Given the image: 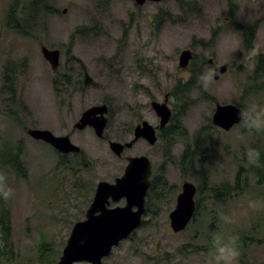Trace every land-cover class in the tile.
<instances>
[{"label": "rangeland", "instance_id": "1", "mask_svg": "<svg viewBox=\"0 0 264 264\" xmlns=\"http://www.w3.org/2000/svg\"><path fill=\"white\" fill-rule=\"evenodd\" d=\"M12 1L0 0V170L6 172L13 189V196L3 200L8 235L7 256L0 257V264H39L40 252L44 260L57 264L73 225L85 219L96 184L114 183L123 174L126 158L137 156L147 157L151 178L154 173L160 184L165 183L158 191L161 200L150 205L141 226L113 248L102 264H207L212 241L201 239V216L195 226L187 225L179 233L171 231L168 218L181 184L192 183L197 193L204 176L196 170L194 179L183 177L163 157L164 146L158 139L153 146L138 139L120 158L108 148L109 141H132L133 130L141 122L159 125L151 102L165 103L171 115L176 112L174 126L183 127L188 136L201 132L213 140L212 153L211 147L202 150L205 160L212 161L206 165L210 184L232 182L240 172L244 191L223 202L213 228L217 233L223 229V234L244 232L261 239L251 242L245 252L251 264H264V194L254 186L246 156L249 148L264 153V135L247 132L239 124L228 131L212 124L216 105L239 109L264 105V91L247 95L242 89L255 56L264 49V0H234L233 7L227 0H186L187 6L177 0L142 6L134 0H44L48 10L41 7L26 19L18 8L24 34L6 27L7 5ZM19 1L22 6L27 0ZM256 21L259 27L246 51L233 23L247 27ZM41 47L60 51L58 72L79 68L80 83L70 82L66 92L54 90L56 69L45 62ZM186 49L197 57L200 74L211 72V79L189 90L179 106L171 93L192 72L191 61L187 67L178 65ZM8 62L15 64L12 93L2 81ZM81 65L91 79L85 86ZM222 65L226 72L214 80V67ZM96 105L107 110L103 138L96 137L91 127H74L82 113ZM28 129L67 136L85 155L88 167L83 169L70 154L59 157L48 145L31 139ZM185 147V142L174 141L169 152L176 159ZM11 155L18 156L19 172L3 163ZM250 202L258 207H249ZM123 205L121 199L110 203V208ZM222 214L232 223L222 224Z\"/></svg>", "mask_w": 264, "mask_h": 264}, {"label": "water", "instance_id": "2", "mask_svg": "<svg viewBox=\"0 0 264 264\" xmlns=\"http://www.w3.org/2000/svg\"><path fill=\"white\" fill-rule=\"evenodd\" d=\"M160 1L162 0H134L137 6ZM41 53L51 69L55 70L59 64V51L41 47ZM191 58L190 50L181 51L179 67H187ZM81 70L82 84L85 86L91 82V79L83 65H81ZM225 71L224 65L215 67L213 79L217 80ZM150 106L159 118V129H163L170 120V110L165 103L151 102ZM239 110L236 106L216 105L212 115V124L228 131L239 124ZM106 112L104 105L93 106L82 113L74 127L79 130L91 127L95 136L102 138L106 127L104 117ZM27 135L34 141L49 145L63 155L77 154L80 150L70 142L67 136H55L48 130L29 129ZM133 135V140L125 144L110 141L109 150L120 158L123 151L129 149L138 139L146 141L150 146L157 141L155 129L146 122L138 124ZM126 161L123 174L116 178L114 183L104 181L97 183L92 202L86 210L85 219L73 225L57 264H102V260L109 256L111 250L139 227L144 214V198L149 186L151 164L145 156L128 157ZM195 193L196 188L192 183L185 181L181 184L174 209L168 216L169 226L173 233L183 231L190 222L194 213ZM121 199L124 200L122 207H109L110 203H117Z\"/></svg>", "mask_w": 264, "mask_h": 264}, {"label": "trees", "instance_id": "3", "mask_svg": "<svg viewBox=\"0 0 264 264\" xmlns=\"http://www.w3.org/2000/svg\"><path fill=\"white\" fill-rule=\"evenodd\" d=\"M43 1L44 0H27L26 3L20 6L19 0H13L11 3L7 5L8 9L6 13L7 14L6 27L17 34H24L20 28L19 19L17 18L18 8L20 7V12H22L21 17L26 19L29 16H32L33 13L39 12L41 7L44 10H48L46 9V4ZM227 1L229 7L234 6V0H227ZM177 2L181 5L187 6L186 0H177ZM233 26L239 31V33L242 36V40H243L242 46L244 50L248 51L249 49H251L254 36L259 27V21H256L253 25L247 27L234 22ZM196 58L195 56H192V60L190 64V67L192 68V72L189 75L188 80L177 82L171 93L173 99L176 100L175 102L176 105L181 106L180 101L189 90H193L194 88L199 89L200 83L198 82V78L201 75L200 74L201 68L196 67V63H197ZM199 63L205 64L200 59H199ZM13 65L15 66L14 63H10V62L4 64L3 67L4 75L2 78V81L5 84L4 87H6L7 90L11 93L14 84V79H13L14 77L12 74ZM57 70L58 67L55 70L54 78L52 80L54 90H56V88H60L62 89V91L66 92V88L69 87L70 82L73 81L74 84L80 83L79 68L76 71L70 73H66V72L62 73L61 70H59V72ZM69 74H71L70 81H65L64 78L68 77ZM242 89L243 92L247 95H253V94L257 95L260 94L262 91H264V49L255 56L252 72L249 78L244 82ZM175 114H173L172 111L171 119L168 125L163 130L158 132V141H160L164 146L163 149L165 150V152L163 154V157H165L170 162L171 166L177 168V170L183 177L194 179L196 170L199 172V174L204 176V179L200 182L199 186H197V193L195 195V209L188 226H195L198 223L199 216H201L202 219V224L200 225L201 226L200 233L202 236L201 239L206 242H211L213 234L217 233L216 227L213 228V225L220 215L219 208L223 206V202L227 201L233 195L237 196L243 193L244 189L242 188V186H245L246 184L242 180L239 171L236 173V176L232 182H222L219 185L210 184L206 174V165L207 163H210L212 161L205 160V157L202 156V150L204 147L206 148L211 147L213 148L211 151L212 153L215 150V148L212 145L213 140H210L207 135H202L201 132L196 133V135L194 136H188L183 127L174 126ZM12 117L13 120H15V122L17 123L18 121L16 120V116L12 115ZM253 133L256 134L255 132ZM179 140L185 142L186 147L183 150L182 154L178 158L174 159V157L171 154V151L169 152V149L174 141L176 144L177 142H180ZM168 152L169 155H167ZM0 156L3 157L2 152L0 153ZM59 157H61V155H59ZM72 157L79 159V163L82 165L83 169L88 167V163L86 162L85 155L81 151L77 155L75 154L72 155ZM3 163L6 166L10 165L11 168L16 172H19L21 169V165L17 155L14 156L11 155V157H5ZM248 172L254 178L255 188L261 190L264 194V153H261L260 166L257 167L249 164ZM161 186H165V183L162 182V184H160L157 181V178H155L153 173V176L150 179L147 193L145 195L144 205L146 212L149 210L150 205L153 206L155 203L158 202L160 203L161 198L158 194V191ZM164 191H166L165 188H163L162 190L163 198L165 197V194H163ZM133 233L131 235H133ZM248 234L249 233L242 232L238 236L239 237L238 246L241 253L238 260V264H251L250 259L246 256L245 249L249 246L251 242L258 243L261 241V239L255 238L252 235L250 234L248 235ZM7 235H8V217L6 213V206L4 204L3 199L0 198V257L7 256V253L4 252ZM42 255L43 253L40 252L38 257V260H40L39 264H51L47 260H44L42 258Z\"/></svg>", "mask_w": 264, "mask_h": 264}, {"label": "clouds", "instance_id": "4", "mask_svg": "<svg viewBox=\"0 0 264 264\" xmlns=\"http://www.w3.org/2000/svg\"><path fill=\"white\" fill-rule=\"evenodd\" d=\"M211 79V72L202 74L198 82L206 84ZM239 127L247 132L264 134V105L252 104L241 108L238 111ZM247 160L250 165L260 166L261 153L257 149L249 148L246 152ZM13 196V189L8 186L6 172L0 170V198L7 201ZM249 207L256 209V202H250ZM221 223L224 225L232 223L228 215H221ZM239 237L220 232L213 234L212 249L208 253L207 264H237L241 255L238 246Z\"/></svg>", "mask_w": 264, "mask_h": 264}]
</instances>
